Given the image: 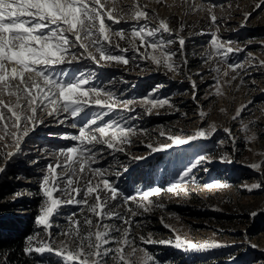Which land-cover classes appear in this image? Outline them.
I'll use <instances>...</instances> for the list:
<instances>
[{
	"label": "rangeland",
	"instance_id": "rangeland-1",
	"mask_svg": "<svg viewBox=\"0 0 264 264\" xmlns=\"http://www.w3.org/2000/svg\"><path fill=\"white\" fill-rule=\"evenodd\" d=\"M123 1L127 0H120V4H124ZM174 2L164 7L171 8L174 13L173 31L176 34L173 33L175 41L171 46L177 49V56L173 57L180 64L177 71H171L145 58L143 59L148 63L138 64L135 60L139 57L135 52H130L125 55L127 64L101 62L102 64L95 66L94 62L80 60L72 64L54 66L53 72L64 69L76 75L80 72L91 73L92 79L86 87H101L105 91L113 92L118 101H133L130 105L132 111L123 107L109 110L95 105L85 109L88 119L100 113L104 122L116 120L121 126L136 131V135L130 138L131 142L123 145V152H115L97 145L95 150L99 152L103 148V153L91 167L105 170L107 177L117 173H129L139 165H146L147 172L152 173L155 180L143 190H163L159 195L150 198L162 207H155L151 212L133 218L132 235L129 239L135 243L125 249L126 258L133 248H136L132 257L136 264H142L143 253L140 249L147 250L154 255V259L167 264H264V187L249 191L253 184H264V167L259 170L251 167L252 164L264 162V64H261V61H264V4L256 7L260 0ZM111 3L117 12L122 11L117 0H111L109 6ZM210 6L212 14L217 17L215 23L210 20ZM122 9L125 7L122 6ZM245 13H250L247 19ZM179 14L186 17L184 27L178 26ZM212 32H217L219 42H231L226 47L241 50L228 53L226 61L213 54L209 43ZM180 36L186 41L183 55L180 54L178 43ZM113 41L120 42L119 37H113ZM121 43L127 51L130 49L127 42ZM150 43H153V40L150 39ZM111 51L113 54H119L114 49ZM146 53L159 55L158 50L148 46ZM228 63L243 64L246 67V70L239 71L237 79L230 84L225 83V80H230L231 75L235 73H231L227 68ZM217 67L221 70L220 74L213 70ZM126 68H129L130 72L127 73ZM149 70L150 72H147ZM140 71L147 72L146 80L132 85L137 78L136 72ZM224 71H229L230 75L224 77ZM217 79L221 84L220 95L216 94ZM193 82L196 85L195 99ZM145 97L153 100L167 99L168 104L154 107L149 113L146 108L151 105L141 104ZM8 100L15 101L6 97V101ZM241 106L246 107L236 116L237 109ZM201 111L206 114L203 120L199 116ZM84 119V116L80 119L70 117L69 126L77 123L76 129L61 127L64 123L59 121L55 124L48 121L21 141L20 151L5 159L0 167L13 165L18 168L26 167L31 171H36L37 168L39 171L32 179L22 180L30 186L18 188L16 195L29 198L31 187L37 186L39 190V181L47 165L56 162L54 154L61 148L79 143L63 137L78 134L81 120ZM8 123L10 125L11 122ZM99 124L100 121L96 126ZM210 125H214L216 131L208 138H199L187 144L173 145L171 148L155 152L149 147L171 143L168 134L188 136L194 134L198 127L208 129ZM245 125L248 127L245 128ZM225 128L230 129V132H225ZM161 130L166 135L161 136ZM3 134V129L0 128V135ZM254 134L255 139L249 140ZM13 139L7 136L0 141V149H4L6 153L13 151ZM200 156L208 159L198 164L182 181L181 173ZM133 157L144 158L136 160ZM226 160L228 162H225ZM76 168L78 172V165ZM2 176L3 173L0 178ZM22 177L24 176L19 173L18 178ZM84 178L91 179L93 184L99 179L90 174V169L84 173ZM175 183H183L187 191H167ZM76 186L86 187L83 182ZM82 197L81 195L79 199ZM42 203L43 199L39 209ZM76 206L77 203L65 204L51 221L53 226L48 230L35 222L36 232L30 247L44 246L49 242L53 246V252H33L35 257L41 260L40 264H63L61 257L55 253L57 250L72 247V240L63 233L69 227L71 209ZM129 207L135 209L132 203L128 204ZM253 212L256 216L251 215ZM104 222L113 228L126 227H118L113 221ZM135 222L142 226L136 227ZM95 230L96 224L92 227V231ZM149 234L155 241L169 240L173 245L175 237L179 235L194 243L208 242L222 246L188 250L159 243H145L139 239L140 236L147 238ZM112 239H121L120 233L114 232L110 237V240ZM117 246L116 243L108 245L110 248ZM107 259L108 264H114L111 257Z\"/></svg>",
	"mask_w": 264,
	"mask_h": 264
},
{
	"label": "snow or ice",
	"instance_id": "snow-or-ice-1",
	"mask_svg": "<svg viewBox=\"0 0 264 264\" xmlns=\"http://www.w3.org/2000/svg\"><path fill=\"white\" fill-rule=\"evenodd\" d=\"M110 2L111 0H0V128L4 132L0 135V141L7 136L14 138L13 151L3 153L4 158H11L20 151L21 141L44 123V114L59 116L63 113L65 114L64 120H67L69 116L77 119L85 117L81 120L78 134L63 137L79 143L59 149L54 154L56 162L47 165L39 181V192L43 197V203L35 218L37 225L43 226L45 230L50 229L53 226L51 221L59 214L62 207L71 203L86 206L95 217V231H92L94 223L92 217L85 216L83 220L75 216L69 218V227L63 235L72 240V247L57 250L55 253L61 257L63 264H108L107 258L109 257L114 264H136V261L132 259L136 248H133L127 258L125 257V249L135 243L134 240L129 239L132 235L133 218L149 213L155 207H162L150 198L159 195L163 190L152 188L139 191L136 196H123L126 205L129 202L135 205V209L128 208L129 215L120 216L110 212L108 210L109 200H115L123 194L118 185L105 176V170L91 167L97 162L98 156L103 153V148L99 152L95 150L97 145L105 146L115 152H123L125 150L123 145L131 142L130 138L136 135V131L133 128L121 126L116 120L104 122L100 113L88 119L85 109L90 105H95L109 110L123 107L132 111L130 105L133 101H118L111 91H105L101 87H86L92 79L91 73L80 72L76 75L64 69L53 72L54 66L72 64L84 59L96 64L101 62L128 63L124 55L113 54L111 51L113 47L119 48V44L113 43L114 36L123 40L129 34L123 30L114 31L110 26V24L120 23L124 18L113 14L115 10L108 7ZM261 4H264V0H260L256 7H260ZM127 7L129 10L124 13L127 18L135 21L149 19V12L145 10L147 6H141L137 0H133V3ZM208 11L210 20L215 23L217 17L212 14L211 6ZM244 15L247 19L250 13ZM157 19V27L146 31L145 26H140L138 30H133L130 36L133 39L139 38L140 44L145 45L147 44L145 37H153L161 31L171 32L166 19ZM210 35L209 43L213 54L225 61L228 53L241 50L226 47L231 43L229 41L219 42L217 32H212ZM173 43L172 39H168L147 44L149 48L158 50L159 55L145 53L143 58L150 59L157 65H163L171 71H177L180 64L173 59L177 56V52L172 51L170 47ZM178 43L180 54L183 55L186 41L180 36ZM77 49L83 51L78 52ZM120 51L126 52L127 49H120ZM249 55L251 56V53ZM261 64H264V61H261ZM227 68L231 70V73H235L231 75L230 80H225L227 84L237 79L240 70H246L243 64L228 63ZM213 70L218 74L221 72L219 67ZM222 75L228 77L230 72L224 71ZM243 82L241 78V84ZM192 87L193 99H195V82ZM216 94H222L219 79H217ZM5 97H14L15 101H6ZM141 104L142 106L151 105L146 108V111L151 113L152 108L168 104V100H153L145 97ZM244 107L246 106L237 109L236 116L240 115ZM199 116L203 120L206 114L201 111ZM98 121L100 124L96 126ZM63 122L60 121V123ZM71 127L76 129L78 125L72 123ZM247 127L245 125V128ZM215 131V126L210 125L208 129L198 127L194 134L188 136L168 134L171 143L161 144L158 147L149 145V147L153 152L161 151L173 145H183L199 138H208ZM224 131L230 132V129L225 128ZM160 135L164 136L166 133L161 130ZM248 139H255V134ZM143 158L133 157L136 160ZM206 159L208 158L205 156L198 157L195 163L181 173L182 181ZM251 167L259 170L264 167V162L252 164ZM89 169L92 176L99 178L95 184L91 179L85 180L84 178V173ZM5 171L4 167H0V174ZM81 182L86 185L83 189L76 186ZM205 187L212 186L205 185ZM261 187H264V184L256 183L249 191ZM167 191L178 193L187 191V189L183 183H175ZM102 192L104 195L101 194ZM81 195L82 200L79 199ZM93 196L94 200L90 202L89 198ZM251 215L256 216V213L253 212ZM113 218L121 220L126 227L113 228L104 222L106 219ZM135 223L136 227L142 226L139 222ZM114 232L120 233L121 239L110 240ZM139 239L145 243H159L188 250H204L222 246L208 242L194 243L179 235L175 237L174 245L169 240L155 241L151 238V234L147 238L140 236ZM27 240L30 245L33 238L30 236ZM110 243H116L118 246L110 248L108 247ZM24 251L29 255L33 252H53V246L49 242L40 247H25ZM140 251L143 253L142 264H167V262L154 259V255L147 250L140 249Z\"/></svg>",
	"mask_w": 264,
	"mask_h": 264
},
{
	"label": "trees",
	"instance_id": "trees-1",
	"mask_svg": "<svg viewBox=\"0 0 264 264\" xmlns=\"http://www.w3.org/2000/svg\"><path fill=\"white\" fill-rule=\"evenodd\" d=\"M3 153H6L4 149H0V165L5 162ZM146 168V165H139L129 173L107 176L115 185H118L123 194L115 200H109L108 210L110 212L120 216L129 215L128 204L131 202L126 205L123 196H134L139 190L142 191L151 186L155 180L154 175L148 173ZM5 169L6 171L0 178V264H40V259L36 258L33 253L26 254L24 249L31 245L27 238L33 237L36 232L35 218L43 199L42 195L36 186L35 188L31 187V197L19 196L16 198L18 188L30 186L24 184L25 182L22 180L32 179L39 170L36 168V171H31L26 167L18 168L13 165ZM19 173L24 176L22 179L18 178ZM101 194L104 195L103 192ZM80 199L82 200L83 197ZM89 199L91 202L94 200V196ZM71 211V217L75 216L77 219L83 220L85 216H89L93 218V225L95 224V217L87 210L86 206L77 204ZM105 221H113L118 227L126 226L121 220L115 218Z\"/></svg>",
	"mask_w": 264,
	"mask_h": 264
},
{
	"label": "built area",
	"instance_id": "built-area-1",
	"mask_svg": "<svg viewBox=\"0 0 264 264\" xmlns=\"http://www.w3.org/2000/svg\"><path fill=\"white\" fill-rule=\"evenodd\" d=\"M117 1L119 3V7L122 9V6H123V7H125V9H123V11L118 10L120 12H117L114 9L113 4L111 3V8H113L115 10L113 14L114 15H118V16H122V17L126 18L127 20H125V22H123L122 24L120 23V25H122V26L115 27L112 24H110V26L112 27V29L114 31L123 30L125 33H128L129 35L126 37V39H123V41L120 38H119L120 42L113 41L114 44H119V48L113 47L111 49H114L115 51L119 52L120 55H124V56L129 54L130 52H135V55L139 57V58H137V60H135V62L138 63V64H141V65H144L143 62L148 63L147 61H145L143 59V55L146 53L147 44H150V39L153 40V42H156V41H159V40H168V39H172L173 41H175V37L174 36H175L176 32L173 31V24H174L173 23L174 22L173 14L174 13L172 12L173 13L172 16L170 18L166 19V21L168 22L169 27L171 29V32H163V31H161V32L157 33L153 37H145V39L147 41V44L141 45L140 42L138 44L139 38L133 39L130 36V33L133 30H138V28L140 26H145L146 31L157 27L158 26V19H157L158 15H156V13H154V12H152V13L150 12L149 13V19L147 21H144V20H141V21L131 20V19L127 18V16L124 15V13L129 10L127 6H129L131 4L130 3H125V5H122V4H120V0H117ZM162 5L165 6L164 3H162ZM165 9H169L170 11H172V9L169 8V7L165 8ZM179 15L180 16H179L178 26H180V27L183 26L184 27L186 25V17L181 15V14H179ZM125 24H128V25H125ZM173 33H175V34H173ZM121 42H127L129 44L130 49L128 51H126V52L120 51V49H125V47L121 46V44H122ZM141 50H143V52H140ZM171 50L172 51H177V49L175 47H172V46H171ZM140 58L142 60H140ZM100 64H102V63H100ZM94 65L96 66L97 64H94ZM126 71L128 73V72H130V69L126 68ZM147 72H150V70L147 71ZM147 72H145V71L136 72L137 78H136L135 81L132 82V85H137L138 83H141V82L145 81L146 78H147V74H146Z\"/></svg>",
	"mask_w": 264,
	"mask_h": 264
},
{
	"label": "bare ground",
	"instance_id": "bare-ground-1",
	"mask_svg": "<svg viewBox=\"0 0 264 264\" xmlns=\"http://www.w3.org/2000/svg\"><path fill=\"white\" fill-rule=\"evenodd\" d=\"M137 2L141 5V6H147L146 7V11H148L149 13L151 12H154L156 13V15H158V18L159 19H168L172 16V12L169 10V9H165L164 6L162 5V3H164L165 5L167 6H170L172 5L174 2V0H137ZM123 3H130L132 4L133 3V0H127V1H123ZM122 4V5H124ZM203 5V4H202ZM108 7H111L108 5ZM125 20H127L126 18H123L121 19L120 23L122 24L123 22H125ZM120 23L118 24H112L113 26L115 27H119V26H122L120 25ZM125 25H128V24H125ZM128 27V26H127ZM83 61H89V62H93L91 60H88V59H85ZM15 100L14 97H11ZM5 100H6V97H5ZM64 116L65 114L61 113L59 116H47L46 114L44 115L43 119H44V123L45 124L46 122L48 121H52L54 124L57 123L58 121H64V125L61 126V127H64V128H72L71 126H69V120H70V116L68 117L67 120H64ZM41 124L40 127L43 125ZM67 134V133H66ZM74 135V134H73Z\"/></svg>",
	"mask_w": 264,
	"mask_h": 264
}]
</instances>
